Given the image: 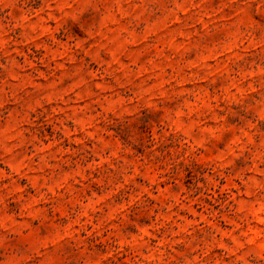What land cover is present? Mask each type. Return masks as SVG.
Wrapping results in <instances>:
<instances>
[{
	"label": "rangeland",
	"instance_id": "1",
	"mask_svg": "<svg viewBox=\"0 0 264 264\" xmlns=\"http://www.w3.org/2000/svg\"><path fill=\"white\" fill-rule=\"evenodd\" d=\"M0 264H264V0H0Z\"/></svg>",
	"mask_w": 264,
	"mask_h": 264
}]
</instances>
